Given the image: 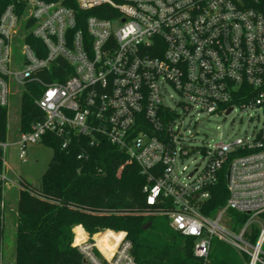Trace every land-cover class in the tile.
<instances>
[{"label":"built area","instance_id":"2783aa9c","mask_svg":"<svg viewBox=\"0 0 264 264\" xmlns=\"http://www.w3.org/2000/svg\"><path fill=\"white\" fill-rule=\"evenodd\" d=\"M76 3L109 17L89 16L78 29L74 9L49 0H27L22 16L14 5L1 15L0 105L28 84L43 89L36 99L43 119L15 142L20 160L46 135L58 137L62 149L77 138L90 147L108 143L147 176L146 203L154 214L196 239V257L206 261L217 239L247 255L249 264H264V14L249 0ZM236 107L256 111L261 127L244 138L189 145L196 117H226ZM8 146L0 143L3 211L6 189H27L9 168ZM195 154L202 161L188 171ZM221 177L226 201L206 215ZM230 211L246 217L237 229ZM72 231V246L86 264H135L125 232L91 234L81 225ZM108 233L102 248L98 238ZM108 247L111 252L103 250Z\"/></svg>","mask_w":264,"mask_h":264},{"label":"trees","instance_id":"16d2710c","mask_svg":"<svg viewBox=\"0 0 264 264\" xmlns=\"http://www.w3.org/2000/svg\"><path fill=\"white\" fill-rule=\"evenodd\" d=\"M26 1L0 0V18L9 5H14L22 16ZM49 1H61L73 8L78 29L84 27V19L89 16L109 17L99 9H79L76 0ZM248 6L264 14V1L249 0ZM27 41L34 46L40 44L32 37ZM42 91L35 83L20 90V134L31 131L43 119L36 104ZM8 129L9 107L0 105V143L7 142ZM41 142L54 152L38 187L23 178L27 189L19 190L14 264H86L78 249L72 246V229L77 225L89 233L125 232L133 245L135 264H249L247 255L217 239L212 241L206 261L196 257V239L173 230L166 216L154 214L155 207L146 203L147 176L116 147L108 143L90 147L85 139L77 138L69 149H62L61 140L54 135H46ZM2 152L0 147V172ZM80 153H85L86 158L78 159ZM3 191L0 185V201ZM211 194L209 210L204 213L212 216L226 201L224 177L212 188ZM229 213L236 224L234 229L246 219L238 212ZM147 223L151 225L146 227ZM4 235V211L0 208V264ZM110 236L108 233L98 238L102 248ZM103 250L112 251L111 247Z\"/></svg>","mask_w":264,"mask_h":264},{"label":"rangeland","instance_id":"374dc122","mask_svg":"<svg viewBox=\"0 0 264 264\" xmlns=\"http://www.w3.org/2000/svg\"><path fill=\"white\" fill-rule=\"evenodd\" d=\"M13 89V88H12ZM167 97L173 93L171 89L167 90ZM19 93L10 95L9 99V129L7 143V163L9 168L20 177L31 180L35 187L39 186L43 174L46 172L53 156V148L39 142L27 147L26 160H20L19 148L15 144L19 138V124H20V97ZM196 126H189L190 133L196 135L189 141V145L193 146H207L214 145L220 141H229L237 138H244L252 134L253 131L261 127V119L257 117L256 111L249 109L243 110L236 107L226 117L224 115L211 116L206 118L202 114L196 117ZM186 122L189 119L186 118ZM202 161L201 154H195L186 161L188 171H191L196 164ZM19 198V189L11 187L6 189L4 210V227L5 235L3 240V247L1 251V264H14L15 260V231H16V217L14 216L17 208ZM151 223H147L146 227ZM98 232V231H97ZM96 233V232H94ZM91 233V234H94Z\"/></svg>","mask_w":264,"mask_h":264},{"label":"crops","instance_id":"0c3cea01","mask_svg":"<svg viewBox=\"0 0 264 264\" xmlns=\"http://www.w3.org/2000/svg\"><path fill=\"white\" fill-rule=\"evenodd\" d=\"M15 212H17V210H15ZM14 216L17 217V216L15 215V213H14Z\"/></svg>","mask_w":264,"mask_h":264},{"label":"water","instance_id":"95a60500","mask_svg":"<svg viewBox=\"0 0 264 264\" xmlns=\"http://www.w3.org/2000/svg\"><path fill=\"white\" fill-rule=\"evenodd\" d=\"M29 181V183H32V181L31 180H28Z\"/></svg>","mask_w":264,"mask_h":264}]
</instances>
